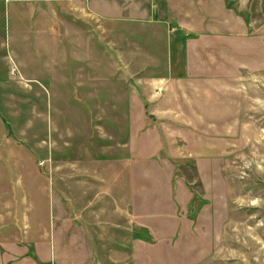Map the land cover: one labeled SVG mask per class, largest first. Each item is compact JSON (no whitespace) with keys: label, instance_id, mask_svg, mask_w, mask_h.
<instances>
[{"label":"rangeland","instance_id":"1","mask_svg":"<svg viewBox=\"0 0 264 264\" xmlns=\"http://www.w3.org/2000/svg\"><path fill=\"white\" fill-rule=\"evenodd\" d=\"M114 2L0 0V264H264V0Z\"/></svg>","mask_w":264,"mask_h":264},{"label":"crops","instance_id":"2","mask_svg":"<svg viewBox=\"0 0 264 264\" xmlns=\"http://www.w3.org/2000/svg\"><path fill=\"white\" fill-rule=\"evenodd\" d=\"M114 1H115L114 4H111V8H112V10L114 9L116 12H117L119 6L122 5V4L129 5V7H130V5H134L135 11H132L129 14H140V15H134V16L129 15L130 21H132V19H138L139 21H142V18L141 17H145V14H146V12L144 14L145 5H144V7H142L141 2L138 3V2H136V0H134V2L136 3V4H134V2L133 1L130 2V0H128L129 3L127 1H122V2H119L118 0H114ZM89 5H91V2H89ZM106 5L107 6L110 5V3L109 2H106ZM72 6H69V8H72V10H74V11H77L76 10L77 7L80 8V9L82 7V6L80 7V5L79 4H76V3H72ZM91 6L96 7V5H94V4H92ZM136 11H138L139 13H137ZM145 11H146V9H145ZM142 14H144V15L142 16ZM161 18L162 19H165L166 16L165 17H161ZM0 122H1V119H0ZM0 127H1V123H0ZM0 136H11V135L5 134V133L2 134L1 133V129H0Z\"/></svg>","mask_w":264,"mask_h":264},{"label":"built area","instance_id":"3","mask_svg":"<svg viewBox=\"0 0 264 264\" xmlns=\"http://www.w3.org/2000/svg\"><path fill=\"white\" fill-rule=\"evenodd\" d=\"M11 68H12L11 70L13 71V69H14V66H12Z\"/></svg>","mask_w":264,"mask_h":264}]
</instances>
